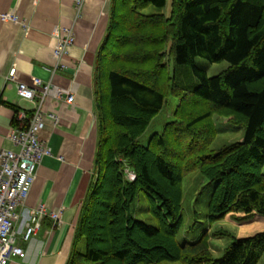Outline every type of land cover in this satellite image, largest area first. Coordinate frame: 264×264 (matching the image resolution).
<instances>
[{"label": "trees", "instance_id": "1", "mask_svg": "<svg viewBox=\"0 0 264 264\" xmlns=\"http://www.w3.org/2000/svg\"><path fill=\"white\" fill-rule=\"evenodd\" d=\"M149 5L166 0L109 1L93 66V170L67 264H257L264 231L206 229L191 242L180 233L182 179L194 171L214 182L211 223L264 217V0H172L168 16L145 13ZM198 57L229 67L209 77ZM170 96L173 120L141 145ZM215 114L244 127V138L210 149ZM139 197L156 224L134 214ZM221 236L232 242L215 257L210 238Z\"/></svg>", "mask_w": 264, "mask_h": 264}, {"label": "crops", "instance_id": "2", "mask_svg": "<svg viewBox=\"0 0 264 264\" xmlns=\"http://www.w3.org/2000/svg\"><path fill=\"white\" fill-rule=\"evenodd\" d=\"M0 0V150L16 146L9 139L21 109L32 110L38 102L21 99L17 82L30 84L34 77L75 94L72 104L54 97L44 101L45 126L40 132L51 154L37 168L36 178L23 207L18 210L15 230H25L32 221L30 212L44 207L61 209V223L44 216L39 231L21 242L23 258L8 264H67L76 220L89 185L96 149L97 122L94 106L93 66L95 54L107 28L110 0ZM16 12L24 26L2 20L1 14ZM72 28L75 42L62 58L65 68L54 56L55 35ZM15 66L17 82L6 81ZM39 94V93H38Z\"/></svg>", "mask_w": 264, "mask_h": 264}, {"label": "built area", "instance_id": "3", "mask_svg": "<svg viewBox=\"0 0 264 264\" xmlns=\"http://www.w3.org/2000/svg\"><path fill=\"white\" fill-rule=\"evenodd\" d=\"M82 1H76L78 12ZM1 18L25 25L13 11L1 14ZM55 38L54 56L59 61L57 67L65 68L61 60L75 42L74 31L72 28H63L56 33ZM5 80H17L15 66L9 70ZM16 88L18 96L23 100L34 102L35 98L40 96L32 110L21 109L17 113L16 124L11 127L8 136L16 149L0 150V264H8L13 258L25 256L21 242H27L37 234L42 217H50L55 225L61 223V209L46 211L40 206L30 212L32 221L26 224L23 232L15 230L18 210L26 203L36 178L37 168L43 158L51 154L48 143L40 137L46 118L44 101L52 96L56 100L72 104L75 99L72 90L51 85L50 82H43L37 77H34L30 84L18 81Z\"/></svg>", "mask_w": 264, "mask_h": 264}, {"label": "rangeland", "instance_id": "4", "mask_svg": "<svg viewBox=\"0 0 264 264\" xmlns=\"http://www.w3.org/2000/svg\"><path fill=\"white\" fill-rule=\"evenodd\" d=\"M172 0H166V5L159 9L149 5L144 9L145 13L162 12L169 15ZM169 47V43L167 48ZM195 64L204 69L207 76L213 77L229 67V63L221 61L218 63H209L204 58H196ZM173 62L169 61V68L172 69ZM188 68V67H187ZM185 70V68H183ZM178 103L177 97H169L167 103L161 111L152 119L147 130L139 138V143L146 146L150 138L157 133H161L163 127L167 122L173 120V111ZM213 126L216 131L215 138L210 144V149L216 150L226 144L240 141L244 138L245 128L235 125L229 121L228 118L221 115H213ZM130 179H134L132 172ZM214 188V182L204 178L198 171H194L185 175L182 179L183 189V227L180 233L181 241H193L204 230L209 232L223 229L237 238L250 236L258 232L264 231V217L255 215L247 220L237 222L229 215L224 219L211 223L208 218V200ZM145 198L139 197L133 204V212L138 219H141L149 224H156V220L150 212L146 210ZM232 238L228 236H221L217 238H210V248L215 257H220L223 250L230 245ZM257 264H264V252Z\"/></svg>", "mask_w": 264, "mask_h": 264}]
</instances>
